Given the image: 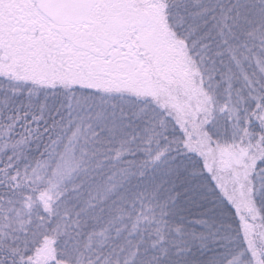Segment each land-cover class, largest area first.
Masks as SVG:
<instances>
[{"label":"snow or ice","instance_id":"snow-or-ice-1","mask_svg":"<svg viewBox=\"0 0 264 264\" xmlns=\"http://www.w3.org/2000/svg\"><path fill=\"white\" fill-rule=\"evenodd\" d=\"M0 264H264V0H0Z\"/></svg>","mask_w":264,"mask_h":264}]
</instances>
